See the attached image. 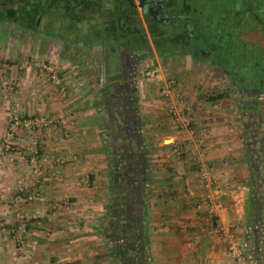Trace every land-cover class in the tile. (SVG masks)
<instances>
[{
	"label": "crops",
	"instance_id": "crops-1",
	"mask_svg": "<svg viewBox=\"0 0 264 264\" xmlns=\"http://www.w3.org/2000/svg\"><path fill=\"white\" fill-rule=\"evenodd\" d=\"M70 5L69 24L59 23L65 37L41 39L44 48L37 50L57 69L59 84L45 71L20 64L28 38L17 50L7 46L8 37L0 38L5 47L0 48V136L13 108L21 115H61L60 122L41 129L19 126L10 150L0 154V221L6 228L0 230V264H112L100 227L111 212L112 169L124 184L125 215L134 209L137 219H144L151 264H229L224 243L207 230L204 207L196 205L201 188L194 166L184 153L172 151L189 142L192 133L204 137V158L226 206L217 223L227 225L240 242L242 264H264V145H245V135L228 124V110L200 94V80L195 74L190 78L173 55L163 65L154 55L161 79L145 77L146 67L138 69L142 55L132 52L134 64L128 68L108 48H116L122 38L107 32L102 4L94 10L87 6L79 17L71 13H79V6ZM130 26L124 25L127 32ZM170 77L181 92L180 108L191 130L176 126L168 96L158 90ZM252 121L257 129L262 122ZM32 136L35 162L29 160ZM26 195L31 198L18 199ZM15 210L27 221L20 245L7 231Z\"/></svg>",
	"mask_w": 264,
	"mask_h": 264
},
{
	"label": "rangeland",
	"instance_id": "rangeland-1",
	"mask_svg": "<svg viewBox=\"0 0 264 264\" xmlns=\"http://www.w3.org/2000/svg\"><path fill=\"white\" fill-rule=\"evenodd\" d=\"M37 1H39L41 3L40 5H42V14L39 16V24H37V26L34 28L33 26H31L30 28L32 29H27L21 28L15 23H6L7 30L4 35L5 39L3 36V41H6L8 37L9 41L7 46H13V48L17 50L22 48L23 39L28 38V50L23 52V54H26H24L21 58L20 64H22V66H28L31 64L32 66L38 68L40 63L36 62L48 63L46 61L48 57H45V55L40 57V53L38 52L40 50V47H43L44 45V41H41V39H46L47 41H49L53 39V35L51 34L61 35V37H65L63 36L64 34L61 31L62 28H64L65 26H61L60 30L59 23H64L68 21L69 24L71 18L69 17L70 13L69 10L67 11L68 5L65 4V0ZM232 1L233 0H199L198 2H201V4H187V13L189 18L192 17V20L197 22L191 39L197 41V47L198 45H202L206 49H209L211 47L214 51H211L209 53H213L215 55L214 58L216 60L226 64L230 70L229 73L228 70H221L214 61L205 60L203 58H188V60L185 62V59L182 58V54H175L173 56L181 63V66H185L182 68H187L190 71V78H192L191 75L195 74V81L197 82L200 80L199 85L196 86V88L198 89L202 87L199 92L200 94L203 93L206 99H210V96H215V94L217 93L221 94L220 97L214 98V102L217 103L216 106L220 109L223 108L225 110H228L225 111L226 114H230V116L232 117L230 118V123L228 122V124H231L229 126L236 129L238 128L240 136L245 135L244 138L242 137L245 142V145L249 146V148H252L251 146H253V143L255 146L264 145V137L262 133V123L264 122V108H262V104L264 103V101L263 98H257V95L254 94V90L252 89L245 88L241 90L242 85L239 84V86H237L233 77L235 75H242L245 76V80H248L249 77H260L264 79V28L258 26V21L254 22L250 18H248L247 20H243V18H246L247 16L243 14V1L238 5L234 4V6L231 5ZM16 3L17 0H15V4ZM28 4L31 5L30 2ZM90 5H93V8L96 9V4L91 3ZM181 5L182 4H177L176 11L181 7ZM236 9L240 10V12L237 13ZM77 11V9H74L73 11H71V13L74 12L73 15L79 17L80 13H77ZM92 16L94 15H91L90 17ZM179 21L180 20H178V18L176 17L170 18L168 21L165 22L163 26L164 28L162 30L163 32L156 33L157 40L159 41V43H162L158 44L159 47L163 48V43H171L170 37L175 32V29L178 26L177 23H179ZM1 25L2 24H0V26ZM82 25L86 26L84 21ZM92 26L93 25L91 24L89 27ZM248 35L251 36L253 40H247ZM1 47L2 46H0V48ZM3 48L5 49L4 46L1 49ZM172 53L173 52H170L167 56L158 57V62H160V65L162 63H165L167 59L166 57L172 56ZM47 55H49L48 52ZM153 56V52L145 54L142 58V63L139 65L140 68L138 69L141 71L144 67L148 68L150 66L155 65ZM190 65L192 66L190 67ZM52 67L57 71L55 66ZM232 68L234 69V71H232ZM38 70L44 71V69L39 68ZM45 76H48L47 72ZM256 83H258L257 78L252 79L250 84L255 85ZM256 104H260L258 105L259 107ZM217 116L216 118H218ZM259 118L262 122L259 123L260 127L257 129V123H254L252 119ZM194 135L196 134L192 133L191 137ZM167 140L165 139L164 141ZM186 142L188 141L186 140ZM185 143L181 144L185 145ZM179 154L182 155V153ZM258 159V157L255 158V160ZM204 160L205 162H207L206 158H204ZM108 181L110 182V178ZM200 188L202 195L203 189L201 185ZM110 209L111 211L114 210L112 208ZM143 209L144 208H142L141 210L143 211ZM136 213L137 212L134 209H132V211L129 213L130 220L128 221L129 223H127L129 225L128 228L134 226L136 221L138 220L137 216H135ZM141 220L142 222H144V219ZM104 223H102V225ZM130 236L132 238L136 236L135 232H132ZM146 236L148 240L147 231ZM133 240L135 239L129 241V244L131 243V245H133V249L136 247L140 249L142 247L141 250H144V248H146L147 252H149L147 246L141 244L139 241ZM147 243H149V241ZM132 259L135 264H151L149 255H147L146 257L144 255H137L134 256ZM111 261L113 264L114 260Z\"/></svg>",
	"mask_w": 264,
	"mask_h": 264
},
{
	"label": "built area",
	"instance_id": "built-area-1",
	"mask_svg": "<svg viewBox=\"0 0 264 264\" xmlns=\"http://www.w3.org/2000/svg\"><path fill=\"white\" fill-rule=\"evenodd\" d=\"M39 64V69H44L47 72L48 78L54 84L60 82L57 76V71L52 67L51 64L45 62H36ZM144 76L150 77L155 80H160L159 70L156 66L148 67L144 70ZM63 89V88H61ZM162 96H168L167 110L171 114L173 122L179 128H185L191 130L190 118L184 112L183 108H180L182 104V95L177 84L173 78H164L163 83L158 87ZM61 121V115L56 113L51 114H32V115H21L16 109L10 111L6 128L4 133L0 136V154L9 151L11 148L12 138L16 133L19 126L28 130L41 129L49 123ZM205 146V140L202 135H194L189 139L187 145L178 144L172 147V151L176 153H184L189 159V162L194 166L196 175L203 189V194L197 201V206H203L205 210V222L208 225L207 230L215 232L219 239L224 243L226 251L230 257L229 264H242L244 260L243 248L240 242L233 235L230 228L222 223H217V219L222 210H225V204L216 195L214 185V179L210 170V166L205 162L203 158V151ZM29 152V160L35 162L36 160V140L34 136L31 137ZM31 198V195L19 196V200L25 201ZM13 224H11L7 231L16 242V245L22 243L21 235L26 228V218L18 210H15L13 216ZM6 229L2 221H0V230ZM204 226H201L199 230H203Z\"/></svg>",
	"mask_w": 264,
	"mask_h": 264
},
{
	"label": "flooded vegetation",
	"instance_id": "flooded-vegetation-1",
	"mask_svg": "<svg viewBox=\"0 0 264 264\" xmlns=\"http://www.w3.org/2000/svg\"><path fill=\"white\" fill-rule=\"evenodd\" d=\"M26 1H27V4L29 2L30 4H32L33 2H36L37 0H26ZM198 1L199 0H192V1L190 0H93V1L91 0H68V1L65 0V4H75V6L77 7L79 6L78 4H91V3L100 4L99 6L100 8H102V6L105 7V9L103 8L104 10L102 9L101 11L103 14L104 12L107 13L106 18L108 17L110 18L112 10L115 9V14L116 16L118 15V20L121 22L123 26L126 25V23H129L131 26L134 24H140V26L145 32V37L146 35L149 36L150 42L147 41L145 45L138 44V46H135L134 48H132L129 45L122 43V41L124 40L121 39L115 43L116 48H114V44H111L108 46V48L111 47V49L115 50L113 52H116L119 54L120 59H123L125 61V63L128 65L127 66L128 68L130 67V65L134 64L131 59L132 56H130L132 52L138 53L139 55H142V57L145 54H148L149 52H153V54L156 57L166 56L170 52H173L172 55L182 54V56L186 55L191 59L192 58H203L205 60L214 61L216 62V65L221 70H224V69L228 70V73H229L230 70L227 67V65L216 60L214 58V55H211L209 53L212 51L211 48L206 49L202 45H198L197 47L196 46L197 41H194L191 39V36L193 34L191 35V33L188 31L186 32L187 35L181 34L183 29H188L191 25L193 28L196 27L197 22L193 21L192 20L193 18L192 17L189 18L188 16L187 4H201V2H198ZM241 2L242 4H244L243 14L247 15L246 18H243V20H247L248 18H250L254 22L258 21L257 22L258 26L261 27L264 24V0H233L231 2L232 3L231 5L233 6L234 4L238 5ZM116 4H120L119 6L120 10L118 12L116 9L117 7L115 6ZM177 4H182V5L176 11ZM260 8L262 10H260ZM236 10H237V13L240 12V10L238 9ZM173 17L178 18V20L180 21L179 23H177L178 26L176 27L175 32L170 37L171 43L170 44L163 43V48L159 47L158 44H162V43H159V41L157 40L156 33H162L165 22ZM252 21H249V22H252ZM187 22H189L188 26H186ZM83 27H87V26H83ZM128 30H129V34L134 33L133 31H131L132 30L131 28H129ZM249 39L253 40V38H251V36L248 35L247 40ZM133 49H135V51H133ZM125 53L127 54L126 57H124ZM105 63L106 62L104 61V64ZM232 71H234L233 68H232ZM240 77L241 76L239 75H235L233 78L237 86H239V84L242 85L241 90L245 88L252 89L254 90V94L257 95V98L259 97L264 98V91L260 92L254 86L250 87V85H248V83H246L244 80H241L242 78L240 79Z\"/></svg>",
	"mask_w": 264,
	"mask_h": 264
},
{
	"label": "trees",
	"instance_id": "trees-1",
	"mask_svg": "<svg viewBox=\"0 0 264 264\" xmlns=\"http://www.w3.org/2000/svg\"><path fill=\"white\" fill-rule=\"evenodd\" d=\"M40 4L41 3L39 1L33 2L31 5H29L27 4L26 0H17L16 4L15 0H1L0 24L2 25L0 26V37L3 38L6 33V23H15L21 28L27 29H32L30 28L31 26H33V28L36 27L37 24H39V16L42 14V5ZM66 5L71 6L70 4ZM78 5L80 8V14L83 10L87 9V6L89 10H94V6L90 4ZM97 6L99 7L100 4ZM115 6L117 7L116 9L118 12L120 10V4H116ZM68 9L70 8L68 7L67 10ZM260 10L262 9L260 8ZM101 13L102 11H100V14ZM188 25L189 22H187L186 26ZM106 27H108L107 32L109 34L117 38L126 39L130 45L138 46V44L145 45L147 43L145 32L140 24H134L130 26V28L132 29L131 31H133L134 33L129 34V32L125 30L124 26L118 20V15L116 16L115 9L112 10L111 17L109 18V22ZM261 27L264 28V24ZM98 30H101V28H99ZM187 31L190 32L191 35L194 33V28L192 27V25L188 29H183L181 34L187 35ZM211 50L214 51L212 48ZM211 55L214 54L212 53ZM57 76L59 77L58 71ZM244 77L245 76L241 75L240 79L242 78L241 80H244L246 83H248L250 87L254 86L260 92L264 91V79L256 77L258 83H256L255 85H251V80L256 78L249 77L248 80H245ZM220 96L221 94L217 93L215 94V96H210V99L218 98ZM176 154L180 155L179 153ZM113 172L115 173V169L110 170L109 174L111 182L110 192L112 194V197L108 201L107 207L114 210L110 212L109 217H107L105 223L101 226V231L105 238V243L107 245L108 251L110 252L111 260H114L113 264H135L132 261V258L134 256L144 255L146 257L148 255V252L146 248H144V250H141L142 247L140 249H138V247H136L137 249H133V245H131V243L129 244V241L135 239L133 241H139L141 244L148 247L146 227L145 224L141 222V220H137L134 226L128 228L129 225L127 223H129L128 221L130 219L129 216L125 215V212L123 210L126 209V207L129 208L128 205H126L129 204L127 203L128 201H126L123 197L125 193L124 184L120 182L119 178L115 177V174ZM131 230L132 232H135L136 235L133 238L130 236V234L132 233Z\"/></svg>",
	"mask_w": 264,
	"mask_h": 264
}]
</instances>
